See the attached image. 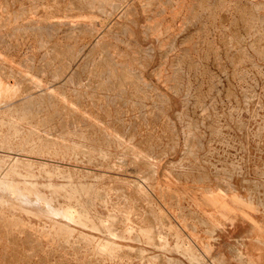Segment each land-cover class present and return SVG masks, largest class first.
Returning a JSON list of instances; mask_svg holds the SVG:
<instances>
[{
    "label": "rangeland",
    "instance_id": "obj_1",
    "mask_svg": "<svg viewBox=\"0 0 264 264\" xmlns=\"http://www.w3.org/2000/svg\"><path fill=\"white\" fill-rule=\"evenodd\" d=\"M0 264H264V0H0Z\"/></svg>",
    "mask_w": 264,
    "mask_h": 264
}]
</instances>
